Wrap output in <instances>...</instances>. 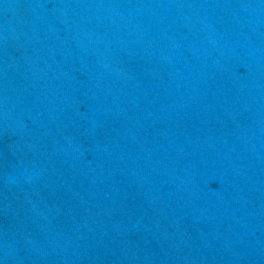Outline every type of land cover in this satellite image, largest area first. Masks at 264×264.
<instances>
[{
    "label": "water",
    "instance_id": "1",
    "mask_svg": "<svg viewBox=\"0 0 264 264\" xmlns=\"http://www.w3.org/2000/svg\"><path fill=\"white\" fill-rule=\"evenodd\" d=\"M2 264H264V0H0Z\"/></svg>",
    "mask_w": 264,
    "mask_h": 264
},
{
    "label": "clouds",
    "instance_id": "2",
    "mask_svg": "<svg viewBox=\"0 0 264 264\" xmlns=\"http://www.w3.org/2000/svg\"><path fill=\"white\" fill-rule=\"evenodd\" d=\"M0 264H2V262H0Z\"/></svg>",
    "mask_w": 264,
    "mask_h": 264
}]
</instances>
